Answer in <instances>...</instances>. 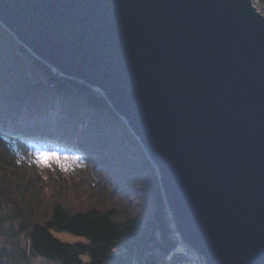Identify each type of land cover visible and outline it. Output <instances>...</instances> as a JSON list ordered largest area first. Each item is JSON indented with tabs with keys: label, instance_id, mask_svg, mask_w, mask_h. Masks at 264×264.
Instances as JSON below:
<instances>
[{
	"label": "water",
	"instance_id": "95a60500",
	"mask_svg": "<svg viewBox=\"0 0 264 264\" xmlns=\"http://www.w3.org/2000/svg\"><path fill=\"white\" fill-rule=\"evenodd\" d=\"M0 21L104 91L205 264H264V13L253 0H0Z\"/></svg>",
	"mask_w": 264,
	"mask_h": 264
},
{
	"label": "trees",
	"instance_id": "16d2710c",
	"mask_svg": "<svg viewBox=\"0 0 264 264\" xmlns=\"http://www.w3.org/2000/svg\"><path fill=\"white\" fill-rule=\"evenodd\" d=\"M0 235V264L183 259L158 166L129 123L101 89L61 73L1 21Z\"/></svg>",
	"mask_w": 264,
	"mask_h": 264
},
{
	"label": "rangeland",
	"instance_id": "374dc122",
	"mask_svg": "<svg viewBox=\"0 0 264 264\" xmlns=\"http://www.w3.org/2000/svg\"><path fill=\"white\" fill-rule=\"evenodd\" d=\"M254 1V0H253ZM255 6L258 8L259 11L263 12L264 13V8L263 6L261 5L260 2L258 3H255ZM2 22V21H1ZM7 27V26H6ZM8 28V27H7ZM9 29V28H8ZM11 31V30H10ZM13 33V32H12ZM14 34V33H13ZM15 35V34H14ZM16 36V35H15ZM18 38V37H17ZM24 44V43H23ZM104 92V91H103ZM115 109V108H114ZM122 116V115H121ZM124 117V116H123ZM125 118V117H124ZM126 120V118H125ZM127 121V120H126ZM128 122V121H127ZM137 136V135H136ZM138 137V136H137ZM139 138V137H138ZM140 140V138H139ZM141 141V140H140ZM148 153V152H147ZM171 211V210H170ZM172 214V212H171ZM173 217V215H172ZM174 219V217H173ZM174 225H175V228L177 231L178 228L176 226V223H175V219H174ZM54 235L59 237L60 239L64 240V241H69V242H77V241H83L85 240V237L83 236H77L75 234H72V233H69V232H65V231H61V232H57V231H53ZM180 234V232H179ZM180 239H183L181 237V235L179 236ZM0 241H2V243L5 242V239L3 240V238H1V235H0ZM183 241V240H182ZM185 245V247H184ZM188 246V247H186ZM189 248V251L191 252H188L186 251L185 249ZM183 259L182 260H179L177 261L175 264H195L194 260L196 259L195 257L199 256V261L201 262L200 264H205V259L204 257L202 256V254L194 247H192L191 245H188L185 241H183V246L182 248L180 247V252ZM188 258V259H186ZM193 260V261H192ZM198 262V261H197ZM32 264H55L54 262H51V261H45L44 259H36L35 261H32Z\"/></svg>",
	"mask_w": 264,
	"mask_h": 264
},
{
	"label": "snow or ice",
	"instance_id": "6c2138e0",
	"mask_svg": "<svg viewBox=\"0 0 264 264\" xmlns=\"http://www.w3.org/2000/svg\"><path fill=\"white\" fill-rule=\"evenodd\" d=\"M41 159L46 161L48 159H56V160H59L60 158L57 157V156H55V155H53L51 157H48L47 154H44L43 156H41Z\"/></svg>",
	"mask_w": 264,
	"mask_h": 264
},
{
	"label": "built area",
	"instance_id": "2783aa9c",
	"mask_svg": "<svg viewBox=\"0 0 264 264\" xmlns=\"http://www.w3.org/2000/svg\"><path fill=\"white\" fill-rule=\"evenodd\" d=\"M184 247H185V245H184ZM186 247H188V246H186ZM186 251H188V252H191V251H189V248H187V249H185ZM196 259L194 260V262H195V264H200L201 262L199 261V256H197V257H195ZM193 261V260H192ZM198 261V262H197Z\"/></svg>",
	"mask_w": 264,
	"mask_h": 264
},
{
	"label": "bare ground",
	"instance_id": "6f19581e",
	"mask_svg": "<svg viewBox=\"0 0 264 264\" xmlns=\"http://www.w3.org/2000/svg\"><path fill=\"white\" fill-rule=\"evenodd\" d=\"M16 37H17V36H16ZM177 234H178V236H180L179 231H177ZM179 239H180V238H179ZM182 240H183V239H180V243H181L180 245H181V248H182V246H183V241H184V240H183V241H182ZM186 243H187V242H186ZM187 244H188V243H187ZM188 245H189V244H188ZM186 259H188V258H186Z\"/></svg>",
	"mask_w": 264,
	"mask_h": 264
}]
</instances>
